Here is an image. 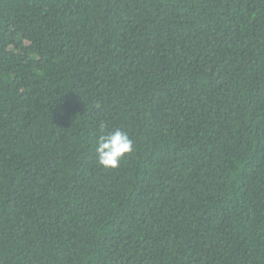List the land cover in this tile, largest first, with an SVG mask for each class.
<instances>
[{
  "label": "trees",
  "instance_id": "1",
  "mask_svg": "<svg viewBox=\"0 0 264 264\" xmlns=\"http://www.w3.org/2000/svg\"><path fill=\"white\" fill-rule=\"evenodd\" d=\"M0 264H264V0H0Z\"/></svg>",
  "mask_w": 264,
  "mask_h": 264
},
{
  "label": "clouds",
  "instance_id": "2",
  "mask_svg": "<svg viewBox=\"0 0 264 264\" xmlns=\"http://www.w3.org/2000/svg\"><path fill=\"white\" fill-rule=\"evenodd\" d=\"M134 152V141L126 130L120 127L109 129L104 122L98 124L95 155L102 168L118 169Z\"/></svg>",
  "mask_w": 264,
  "mask_h": 264
}]
</instances>
